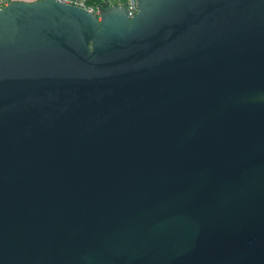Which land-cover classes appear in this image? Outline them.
I'll list each match as a JSON object with an SVG mask.
<instances>
[{"label": "water", "instance_id": "water-1", "mask_svg": "<svg viewBox=\"0 0 264 264\" xmlns=\"http://www.w3.org/2000/svg\"><path fill=\"white\" fill-rule=\"evenodd\" d=\"M0 8V264H264V0Z\"/></svg>", "mask_w": 264, "mask_h": 264}, {"label": "built area", "instance_id": "built-area-1", "mask_svg": "<svg viewBox=\"0 0 264 264\" xmlns=\"http://www.w3.org/2000/svg\"><path fill=\"white\" fill-rule=\"evenodd\" d=\"M10 0H0V8L5 6ZM62 4L73 5L82 8L88 12L96 15L98 18V10L100 6V0H55ZM109 5L124 6L129 16H132L136 11L135 0H106Z\"/></svg>", "mask_w": 264, "mask_h": 264}, {"label": "crops", "instance_id": "crops-1", "mask_svg": "<svg viewBox=\"0 0 264 264\" xmlns=\"http://www.w3.org/2000/svg\"><path fill=\"white\" fill-rule=\"evenodd\" d=\"M10 1H12V0H10ZM22 1H28V2H30V1H34V0H22Z\"/></svg>", "mask_w": 264, "mask_h": 264}]
</instances>
